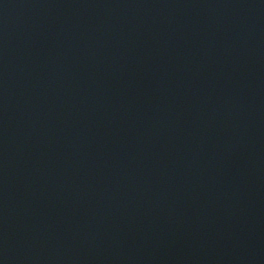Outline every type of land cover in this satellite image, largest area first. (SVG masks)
Returning a JSON list of instances; mask_svg holds the SVG:
<instances>
[{"label": "water", "instance_id": "obj_1", "mask_svg": "<svg viewBox=\"0 0 264 264\" xmlns=\"http://www.w3.org/2000/svg\"><path fill=\"white\" fill-rule=\"evenodd\" d=\"M0 264H264V0H0Z\"/></svg>", "mask_w": 264, "mask_h": 264}]
</instances>
